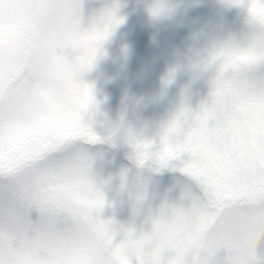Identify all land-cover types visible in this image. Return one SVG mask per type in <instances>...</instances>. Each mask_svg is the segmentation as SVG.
I'll return each instance as SVG.
<instances>
[{"label":"clouds","instance_id":"obj_1","mask_svg":"<svg viewBox=\"0 0 264 264\" xmlns=\"http://www.w3.org/2000/svg\"><path fill=\"white\" fill-rule=\"evenodd\" d=\"M0 264H264V0H0Z\"/></svg>","mask_w":264,"mask_h":264}]
</instances>
